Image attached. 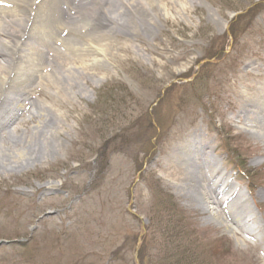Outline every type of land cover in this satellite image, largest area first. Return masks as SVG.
Masks as SVG:
<instances>
[{
  "label": "rangeland",
  "instance_id": "obj_1",
  "mask_svg": "<svg viewBox=\"0 0 264 264\" xmlns=\"http://www.w3.org/2000/svg\"><path fill=\"white\" fill-rule=\"evenodd\" d=\"M153 4L61 34L81 49L47 69L73 73L0 131V264H264V232L218 224L162 169L170 138L199 130L264 231L263 148L236 117L264 78V0Z\"/></svg>",
  "mask_w": 264,
  "mask_h": 264
},
{
  "label": "bare ground",
  "instance_id": "obj_2",
  "mask_svg": "<svg viewBox=\"0 0 264 264\" xmlns=\"http://www.w3.org/2000/svg\"><path fill=\"white\" fill-rule=\"evenodd\" d=\"M153 1L145 0V4L156 7ZM135 2L136 0H0V46L7 49V52L0 51V129L16 124L18 116L23 112L26 115L28 111L25 112V106L21 107V104L27 101L32 103L33 91L39 90L38 86L42 85L46 89L47 78L53 77L52 82L60 83L64 77L73 73L71 66L64 73L53 72V68L47 69L51 66L47 62L52 52L70 63L72 58L68 53L71 50L78 53L81 49L82 43L76 41L77 38L66 39L60 34L74 32L79 37L92 25L98 10L109 17L108 27L120 23L119 15L126 14V11H122L123 8L130 10L132 17L138 20L135 16L136 8L133 7ZM17 23L20 27L16 26ZM90 47L91 45H87L85 48ZM255 81L260 85L259 91L250 96L247 93L249 90L244 88L245 95L241 96L236 117L241 118V125H244L241 128L258 136L264 154V78ZM70 85L68 82L67 86ZM8 86L13 89L6 95L4 91ZM11 120L15 121L10 123ZM45 121L43 118L35 126V130L44 126ZM42 134L43 132L40 133L41 136ZM170 140L173 143L170 147L165 145L162 169L167 171L170 180L178 182L174 185L176 192L196 197L200 203L198 207L209 211L210 219L216 220L218 224L228 220L234 227L226 225V228L252 237H262L264 231L258 225L257 214L248 206V199L242 196L236 182L231 181L235 176L226 172L221 164L218 165L219 159L212 156L211 153L215 150H209L211 141L202 137L197 130L183 138L177 136ZM47 183L58 187L57 183ZM246 190L250 192L247 186ZM253 203L257 205V201Z\"/></svg>",
  "mask_w": 264,
  "mask_h": 264
}]
</instances>
